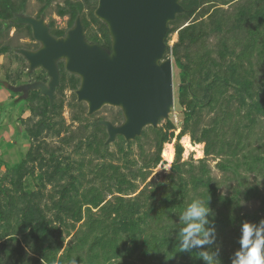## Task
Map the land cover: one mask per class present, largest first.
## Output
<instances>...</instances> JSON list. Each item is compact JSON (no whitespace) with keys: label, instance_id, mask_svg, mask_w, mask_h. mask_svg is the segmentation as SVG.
Instances as JSON below:
<instances>
[{"label":"trees","instance_id":"obj_1","mask_svg":"<svg viewBox=\"0 0 264 264\" xmlns=\"http://www.w3.org/2000/svg\"><path fill=\"white\" fill-rule=\"evenodd\" d=\"M38 2L45 14L54 0ZM27 3L0 0V38L11 27L32 37L29 26H6ZM97 5L98 0H66L56 13L68 17V25L60 29L53 21L52 33L65 36L81 16L87 40L110 50L108 27L95 16ZM182 6L184 13L167 33L169 44L178 32L168 56L183 110L170 173L148 182L163 161L164 145L176 137L171 119L162 128H146L134 141L119 136L108 145L101 120L86 123L77 104L73 120L85 125L69 132L59 95L76 92L80 78L60 64L54 106L39 91L26 101L38 117L26 129L33 145L18 164L8 166L0 183V264H235L243 225L264 233V193L249 181L250 175L264 180V0H186ZM10 51L6 45L0 54ZM24 76L47 80L44 71ZM24 76L7 81L17 85ZM122 118L120 112L114 124ZM45 134L60 138L61 146L51 148L42 141ZM187 135L205 145V158L182 161L180 140ZM209 158L221 159L217 168L227 184L234 183L225 193ZM254 200L262 203L260 211L246 213L244 204ZM193 203L209 209L195 237L204 242L182 249L191 222L184 216Z\"/></svg>","mask_w":264,"mask_h":264},{"label":"water","instance_id":"obj_2","mask_svg":"<svg viewBox=\"0 0 264 264\" xmlns=\"http://www.w3.org/2000/svg\"><path fill=\"white\" fill-rule=\"evenodd\" d=\"M183 1L98 0L95 16L108 27L110 50L86 40L81 17L64 37L58 38L44 18L20 15L9 24L31 27L41 47L36 51L20 49L18 53L30 71H46L49 82L4 85L14 93H23L20 100L31 91H40L53 107L61 83L58 64L64 61L66 71L81 80L75 93L78 102L88 105L89 115L105 106L121 110V124L98 122L107 129V144H113L119 136L134 141L146 128H159L175 108L174 63L168 56L167 33L170 24L184 13Z\"/></svg>","mask_w":264,"mask_h":264},{"label":"rangeland","instance_id":"obj_3","mask_svg":"<svg viewBox=\"0 0 264 264\" xmlns=\"http://www.w3.org/2000/svg\"><path fill=\"white\" fill-rule=\"evenodd\" d=\"M65 1L66 0H54L53 4L47 10L46 14L43 15L48 24L54 21L59 28L67 27L69 18H61L56 13L57 7L59 5H64ZM41 7L42 4H40L38 0H29L27 15L36 17L39 14V10L41 9ZM224 8L225 10L230 9L229 6H224ZM88 13L89 11H86V14ZM185 25L187 26L188 23ZM177 41L178 32H175L171 35L169 45L173 46ZM215 41L216 40L213 41V44L215 43ZM6 45L10 47L11 51L8 53L0 54V165L2 164L0 168V183L2 181V178L7 173L8 166L12 167L18 164L31 149L33 142L32 139L28 136L26 129L28 126H31L38 121V117L34 116L28 109V103L26 101L20 100L19 98H16L15 94H12L9 89L3 86L5 82H8V76L16 77L20 73L24 76V74L27 72V62L23 61L22 59H18L15 56V50L19 48H35V41H33L31 38H28L26 33L17 32L15 28H11L8 34H4L2 38H0V49ZM24 79L27 80L30 78L24 76ZM177 86V77L175 76L174 71V89L176 99L175 108L172 111V114L170 115L169 119L173 120L176 125V137L170 143H168L172 144L174 147V161L177 136L181 132L183 119V110L178 106ZM59 97L64 99L62 117L65 120V125L68 128L69 132L78 131V129L82 128V125H85V123L81 124L80 122H74L73 120L74 115L78 112V109L76 107L77 104H82L83 110L86 112V123L88 124L95 123L98 120H109L114 123L113 120L115 116L119 115V113L121 112L119 108L113 106H105L101 109V111L95 113L94 115H89L88 105L84 102H78L75 91L66 89L64 95H59ZM122 122L123 118L121 122L117 123V125L121 124ZM166 122L167 120H162L159 124V128L164 127L166 125ZM261 125L264 129V121H262ZM258 130L259 129H257V131ZM69 134L70 133H66V135ZM63 136H65V134H63L62 137ZM186 138L189 140L191 148L186 147ZM42 141H45L47 144H49L51 148H59L61 146L60 138L54 136H49L45 134ZM168 144H165L163 148V161L155 169H153L152 175L149 178L148 182H151L153 179H157L158 175L170 173L174 161L170 164L169 161L164 157V152ZM180 144L184 148L182 161H198L200 159L205 158V145L194 144L189 135L182 137V139L180 140ZM111 146V150L115 151L116 148L113 145ZM72 150L73 146L68 147L65 151L72 152ZM151 150H153V148H151ZM135 152L137 153V147H135ZM220 161L221 159L217 158H209L208 160L209 165L213 170V175L216 179L220 180L223 185L221 188V192L225 193L229 188L228 186H232L234 185V183L229 182L227 184L225 174L217 168V164ZM29 180V182H31L32 184L31 189H34L36 183H33L31 179ZM249 181L253 184H258L264 193V180L258 178L256 175H250ZM144 186L145 185H141V189ZM261 207L262 203L256 200L244 204V210L246 213L258 212L260 211Z\"/></svg>","mask_w":264,"mask_h":264},{"label":"clouds","instance_id":"obj_4","mask_svg":"<svg viewBox=\"0 0 264 264\" xmlns=\"http://www.w3.org/2000/svg\"><path fill=\"white\" fill-rule=\"evenodd\" d=\"M209 209L200 203H193L184 216L186 221H191L184 229L182 249H187L190 243L200 244L204 241L197 240L196 234L201 232V222ZM241 249L235 264H264V233L254 225L244 224L242 227ZM205 260L211 258L204 256Z\"/></svg>","mask_w":264,"mask_h":264},{"label":"flooded vegetation","instance_id":"obj_5","mask_svg":"<svg viewBox=\"0 0 264 264\" xmlns=\"http://www.w3.org/2000/svg\"><path fill=\"white\" fill-rule=\"evenodd\" d=\"M28 3H29V0H28ZM28 3H27V8H28ZM27 8H26V11L24 12V13H20V14H17L16 16H15V18H17L18 16H20V15H24V16H29V15H27ZM49 9V8H48ZM47 9V10H48ZM47 10H46V12H47ZM46 12H45V14H46ZM45 14H40V10H39V14L36 16V17H34V18H36V19H41V18H44L45 19V17L43 16V15H45ZM30 17H32V16H30ZM60 17V16H59ZM78 17H81V16H78ZM15 18H12L11 20H9L7 23H6V26H11V25H14L13 23H10L9 24V22H11L13 19H15ZM62 18V17H61ZM65 18H68V17H65ZM78 19V18H77ZM76 19V20H77ZM46 20V19H45ZM47 22V21H46ZM48 24V23H47ZM23 26H27V25H23ZM48 26L50 27V23L48 24ZM56 27H58L57 25H56ZM11 28H15V27H11ZM11 28L9 29V31H8V33L10 32V30H11ZM31 28V27H30ZM59 28V27H58ZM16 29V28H15ZM60 29H63V28H60ZM17 30V29H16ZM50 30H51V28H50ZM31 31H32V29H31ZM17 32H19V31H17ZM68 32V31H67ZM51 33H52V30H51ZM85 34H86V31H85ZM52 35H54L53 33H52ZM66 35V34H65ZM55 36V35H54ZM55 37H57V36H55ZM64 37V36H63ZM86 37V40H87V36H85ZM28 38H31L33 41H35V48L33 47V48H29V49H26V50H31V51H36V50H38L40 47H41V44L40 43H38V42H36V40L34 39V37H33V34H32V37L31 36H28ZM58 38H60V37H58ZM88 41V40H87ZM89 42V41H88ZM90 43V42H89ZM91 44H97V43H91ZM99 45V44H98ZM101 46V45H100ZM104 48V47H103ZM20 49H25V48H19V49H16L15 50V52L17 53V54H19L18 53V50H20ZM106 49V48H105ZM20 55V54H19ZM26 61V60H25ZM27 62V61H26ZM63 63V65H64V68H65V63H64V61H61L58 65H59V70H60V82H61V69H60V64H62ZM28 64V63H27ZM42 71H44L43 69H37V70H34V71H30V69H29V64H28V67H27V72L25 73V74H34L35 72H42ZM65 71H66V69H65ZM44 72H46V71H44ZM67 72V71H66ZM68 73V72H67ZM68 74H70V73H68ZM46 75H47V72H46ZM70 75H72V74H70ZM75 76V75H74ZM33 82H43V83H48L49 82V77H48V75H47V80H35L34 78H30V79H27V80H25L24 79V77H23V82L22 83H19V84H17V85H13V84H10V85H12V86H15V87H18V86H21V85H24V84H29V83H33ZM80 82H81V80H80ZM5 83H8V82H5ZM4 83V84H5ZM3 86H5V85H3ZM60 86H61V83H60ZM59 88V87H58ZM57 88V89H58ZM12 94H15L16 95V98H21V97H23L24 96V94L23 93H14V92H12V91H10ZM33 91H31L30 93H29V95H28V97L26 98V99H24L23 101H27L28 100V98L30 97V94L32 93ZM40 92V91H39ZM41 93V92H40ZM56 94H57V90H56V93H55V97H56ZM42 95V94H41ZM42 96H44V95H42ZM46 97V96H45ZM48 98V97H47ZM49 99V98H48ZM50 101V100H49ZM51 106V105H50Z\"/></svg>","mask_w":264,"mask_h":264},{"label":"bare ground","instance_id":"obj_6","mask_svg":"<svg viewBox=\"0 0 264 264\" xmlns=\"http://www.w3.org/2000/svg\"><path fill=\"white\" fill-rule=\"evenodd\" d=\"M185 142H186V147L191 148V144L189 143V140L187 138L185 139ZM164 157L169 161L170 164L174 161V147L172 144L167 145L166 150L164 152Z\"/></svg>","mask_w":264,"mask_h":264}]
</instances>
